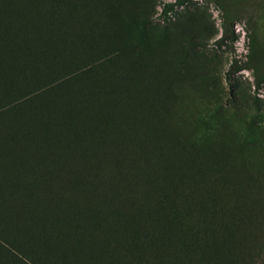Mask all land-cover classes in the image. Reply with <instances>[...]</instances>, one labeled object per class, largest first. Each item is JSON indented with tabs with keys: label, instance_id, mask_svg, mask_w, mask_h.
Returning a JSON list of instances; mask_svg holds the SVG:
<instances>
[{
	"label": "trees",
	"instance_id": "1",
	"mask_svg": "<svg viewBox=\"0 0 264 264\" xmlns=\"http://www.w3.org/2000/svg\"><path fill=\"white\" fill-rule=\"evenodd\" d=\"M119 1L0 0V264H264L254 197L234 227L172 211L175 179L203 180L204 159L175 145L125 58ZM76 55L89 62L54 76ZM242 67L225 72L232 90Z\"/></svg>",
	"mask_w": 264,
	"mask_h": 264
},
{
	"label": "rangeland",
	"instance_id": "2",
	"mask_svg": "<svg viewBox=\"0 0 264 264\" xmlns=\"http://www.w3.org/2000/svg\"><path fill=\"white\" fill-rule=\"evenodd\" d=\"M87 3L71 7L80 12ZM112 8L123 14V34L134 42L123 54L140 62L173 142L204 159L203 188L176 178L172 211L187 224L206 206L210 218L225 221L215 225L234 227L231 218L247 210L251 198L264 206V0H120ZM74 57L72 67L57 66L54 76L89 62L87 55ZM232 61L243 66L233 74V90L225 79ZM106 78L115 82L114 75ZM211 165L224 166L227 181ZM256 237L264 252V230Z\"/></svg>",
	"mask_w": 264,
	"mask_h": 264
}]
</instances>
